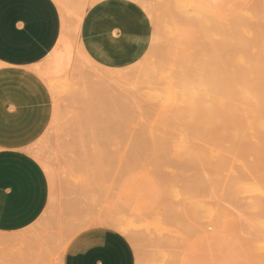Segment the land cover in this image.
Here are the masks:
<instances>
[{"label": "rangeland", "instance_id": "rangeland-1", "mask_svg": "<svg viewBox=\"0 0 264 264\" xmlns=\"http://www.w3.org/2000/svg\"><path fill=\"white\" fill-rule=\"evenodd\" d=\"M138 2L154 38L137 65L97 66L73 18L39 66L54 114L30 152L50 199L0 233V264H62L97 226L125 229L137 264H264V0Z\"/></svg>", "mask_w": 264, "mask_h": 264}, {"label": "crops", "instance_id": "crops-1", "mask_svg": "<svg viewBox=\"0 0 264 264\" xmlns=\"http://www.w3.org/2000/svg\"><path fill=\"white\" fill-rule=\"evenodd\" d=\"M139 0H95L87 11L66 0H0V233L23 231L45 213L50 182L31 154L46 133L54 100L38 70L63 40L64 21L79 25L85 54L105 70L140 63L154 28ZM62 264H137L126 235L97 226L79 232Z\"/></svg>", "mask_w": 264, "mask_h": 264}, {"label": "bare ground", "instance_id": "bare-ground-1", "mask_svg": "<svg viewBox=\"0 0 264 264\" xmlns=\"http://www.w3.org/2000/svg\"><path fill=\"white\" fill-rule=\"evenodd\" d=\"M156 39V38H155ZM62 44V43H61ZM70 49H68L67 51H69ZM69 53L71 54V52L69 51ZM65 56V57H64ZM69 56V57H68ZM70 59V55L68 54H64L63 56H62V58H61V60H60V62L58 61V63H56L57 64V67L56 68H58V70H60V69H62L64 66H65V63H66V61H67V63H68V60ZM66 60V61H65ZM71 60V59H70ZM69 60V61H70ZM68 64H70V63H68ZM68 66H70V65H68ZM45 77L47 76L46 74L44 75ZM193 94V93H192ZM114 220V219H113ZM83 222V221H82ZM78 223V222H77ZM84 223V222H83ZM111 222H109V224H110ZM122 223V222H121ZM86 224V223H85ZM121 225H123L124 226V224H121ZM121 225H119L118 224V226L120 227ZM115 226H117V225H115ZM123 226H121L122 227V229L123 228H126V227H128V226H126V227H123ZM114 228V227H113ZM119 229V228H118ZM127 229V228H126ZM130 228H128V230H129ZM128 230H127V232H128ZM119 231L121 232V228L119 229ZM124 231H126L125 229H124ZM124 231L122 232V233H124ZM4 238V237H3ZM1 239V238H0ZM8 239V238H7ZM7 239H4L5 241H4V243L5 242H7L6 240ZM13 239V241L16 239V237L14 238H12ZM8 241H9V239H8ZM0 243H1V241H0ZM8 243V242H7ZM11 244H12V242H10ZM14 244V243H13ZM6 245V244H5ZM4 246V245H3ZM2 247V246H1ZM46 254V253H45ZM37 255V254H36ZM62 255V254H61ZM24 256V255H23ZM60 256V255H59ZM46 258V257H45ZM34 260V259H33ZM42 261H44L43 259H42ZM30 262H31V260H30ZM28 263V262H27ZM33 263V262H32ZM30 264V263H29ZM40 264V263H39Z\"/></svg>", "mask_w": 264, "mask_h": 264}]
</instances>
